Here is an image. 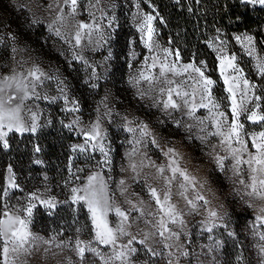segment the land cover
Instances as JSON below:
<instances>
[{
    "label": "rangeland",
    "instance_id": "obj_1",
    "mask_svg": "<svg viewBox=\"0 0 264 264\" xmlns=\"http://www.w3.org/2000/svg\"><path fill=\"white\" fill-rule=\"evenodd\" d=\"M52 3L53 0H0V38L3 39L0 43V75L18 68L17 61H25L24 68L36 64L45 72L56 74L67 86L68 96L66 104L63 98H59L61 93L57 80L45 81L43 87L38 89L41 96L47 95L58 99L55 102L45 99L26 101L27 107L38 115L39 127L35 134L10 132L7 137L9 147L4 149L0 145V213L5 210V203L12 210L25 207L28 203V194L36 193L39 199L32 201L36 207L33 209L32 222L29 225L33 233L45 239L55 236L57 237L55 243L71 240L74 244L77 237L91 240L92 226L89 214L82 203L71 202V189L83 187L92 172L100 171L107 176L109 171L106 166L101 167L99 162L102 160V154L98 150L92 151L89 148L85 153L79 150L74 152L72 146L84 144L85 137L81 129H89L97 119L106 133L103 143L111 149L110 187L116 194L117 203L125 209L129 207L116 184L119 179L125 178L130 185L129 198L133 202L144 201L145 208L149 206L154 208V201H151L143 179L132 180L133 173L122 171L128 167V153L132 147L129 141L134 138L133 133L124 130L127 117L128 120L135 122L133 127L140 122L149 125L159 147L153 146L149 140L141 151L157 165L167 163L168 158L164 156L162 150L168 147H174L182 154L184 157L182 165L200 181H207L204 189L200 191L211 201L208 207L214 208L224 217L222 221H216L218 225L224 226H217L212 233L205 231V227L208 226L207 209L198 206L196 212H191L178 194V186L173 187L172 200L185 213L183 229L179 225L173 226L175 230L181 232L180 240L176 243L183 244L189 252L188 257H180V264H261L257 245L260 243L259 233L264 232V225H260L256 217L262 214L260 208L264 207V201L243 194L244 189L238 182L239 178L233 177L231 158L225 161V172L217 171L215 163L209 160L207 153L212 145L218 144V138L210 137L208 145L201 144L199 140L189 141L185 130L175 126V119L183 118L186 123L193 121L182 117L179 112L174 113V117L165 115L160 109L152 106L151 98L140 99L138 89L130 83V78L137 76L141 70L158 75V66L146 68L145 57H149L147 63L151 64L153 54L164 59L162 52L164 48L172 53L178 51L169 43L162 41L156 29L153 42L159 47H154L152 53L145 47L143 34L138 31V26L142 22L143 14L154 16L149 4L145 0H101L98 7L103 8L102 15L99 10L90 8V4H94L95 0H78L77 15L75 20L69 19L65 35L75 32L77 22L93 25L99 23L105 35V40L101 41L98 47L89 45L85 38L82 41L84 47L76 49L84 56L88 65H91L88 67L82 61L73 60L69 45L49 31L48 25L55 16V12L48 9V5ZM67 10L65 8V12ZM90 12L94 15H90ZM34 19L40 23H32ZM153 27L155 28L154 21ZM260 30V33H256L255 27L215 30L209 41V45H212L209 48L215 58V76H211L205 62L200 58L186 59L180 55L177 62L175 55H169L167 61L177 62L178 65L195 63L201 67L205 75L216 82L214 95L221 100V110L231 119L227 93L224 91L225 86L220 75V62L217 59L221 42L224 43L225 53L235 54L236 63L244 70V75L258 86L256 94L264 97V77H261L257 70L258 62L264 59V26H261ZM9 34L16 37L15 41L9 38ZM257 35L260 37L257 38ZM238 36L241 38L240 41L236 40ZM246 36L253 38L252 45H247L244 41ZM96 38L98 37L94 36V39ZM14 47L19 51L13 53ZM253 47L255 51L249 55L248 51ZM93 68L99 79L93 78ZM171 78L181 81L186 80L187 76ZM93 83L97 84L96 88L90 86ZM142 87L147 88V85ZM153 95L154 92L150 93V96ZM73 100L77 102L79 110L67 111L66 109L73 107ZM260 103L264 107V99ZM108 112H111L110 116L107 115ZM197 115L206 116L207 111L199 109ZM77 118L79 123L74 124L73 121ZM241 120L248 133L264 130V126L253 124L243 116ZM69 124L72 125L71 128L65 126ZM245 141L249 151H254L247 137ZM46 144L49 150L46 149ZM37 147L40 149L39 152L35 150ZM45 152L51 155L53 163L45 160ZM37 160L41 163H35ZM241 167L244 169L242 175L247 178V165ZM9 168L12 170L11 173L8 171ZM143 171L149 176V183L158 188L163 186L162 179L154 178L156 176L154 168H145ZM10 176H14L15 183L20 187L9 189L8 195L4 196V188ZM188 195H192V189H189ZM53 198L56 203L55 209H49L40 202L41 199ZM202 203L198 202V205ZM249 204L253 206L250 207ZM135 215L138 214L134 213ZM109 219L112 223L116 222L114 214H110ZM139 226L144 227L142 223ZM78 228L82 230L77 232ZM136 230L137 227L134 225L132 231ZM229 231L233 232L234 236H229ZM210 235L221 241V247L212 253H209L207 248L211 243L208 239ZM133 246L139 249L133 258L134 264H145V261L151 259L145 254L142 246L138 244ZM52 251L56 253L55 256L51 253L45 255L41 249L27 258V264H69L70 260L72 264H80L78 257L70 248L63 250L53 248ZM173 251L176 249L173 248ZM86 264L100 262L91 254H86ZM153 264H167V259L157 257Z\"/></svg>",
    "mask_w": 264,
    "mask_h": 264
},
{
    "label": "snow or ice",
    "instance_id": "obj_2",
    "mask_svg": "<svg viewBox=\"0 0 264 264\" xmlns=\"http://www.w3.org/2000/svg\"><path fill=\"white\" fill-rule=\"evenodd\" d=\"M100 3L101 0H95L94 4H90V8L99 10L103 15V8L98 7ZM241 3L264 7V0H241ZM65 8L68 9L67 12ZM48 9L55 12L54 18L48 25L49 31L69 45L72 49L73 60L82 61L91 67L76 49L84 47L82 41L85 38L89 45L100 46V42L105 40L100 24L77 22L75 32L65 35L69 19L75 20L77 15L78 0H53V3L48 5ZM90 15L94 14L90 12ZM155 19L156 16L152 14H143L142 22L138 26V31L143 34L144 45L150 53L154 51V47H159L153 42L155 32L153 21ZM32 23H40V21L34 19ZM94 36L98 38L94 39ZM9 38L13 41L16 39L12 34H9ZM236 40L240 41L241 38L238 36ZM244 41L247 45L253 44L251 36L244 37ZM2 42L3 39L0 38V43ZM209 46L212 47L211 44ZM224 48V43L221 42V50L217 59L220 62V75L223 78L224 91L227 93L226 99L229 102L228 112L231 113V119L225 111L221 110V100L214 95L213 89L216 82L206 76L202 68L195 63L178 65L177 62L180 59L178 51L172 53L164 48L162 49L164 59L153 54L151 64L147 63L149 57H145L146 68L151 69L158 66V75L141 70L137 76L130 78V83L138 89L140 99L151 98L152 106L160 109L165 115L174 117V113L179 112L182 117L193 121V123H186L183 118L175 119V126L185 130L189 141L199 140L201 144L208 145L210 137L218 138V144L212 145L207 153L209 160L215 163L217 171L225 172V161L231 158L233 177L239 178L238 182L244 189L243 194L264 201V130L248 133L241 120L243 116L253 124L264 126V107L260 103L264 97L256 94L255 90L258 86L244 75V70L236 63V55L226 54ZM12 51L16 53L19 49L14 47ZM254 51L253 47L248 54L252 55ZM169 55H175L177 62L169 63L167 61ZM24 63L26 62L17 61L18 68H13L8 74L0 75V145L4 149L9 147L7 137L10 132L35 134L39 127L37 112L28 108L26 101L45 99L55 102L58 99V97L47 95L41 96L38 89L43 87L45 81L57 80L58 90L61 93L59 98H63L66 104L68 102L67 86L56 74L45 72L36 64L30 68H24ZM257 70L259 75L264 77V59L258 62ZM185 75L186 80L177 81L171 78ZM92 76L99 79L94 68ZM145 84L147 88L142 87ZM90 86L96 88L97 84L93 83ZM153 92L155 95L150 96ZM72 105V108L66 110H79L75 100L72 101ZM199 109H205L207 115L198 116ZM107 115L110 116L111 112ZM73 123L78 124L79 118ZM134 123L125 117L124 130L133 133L134 138L129 141L132 147L128 153V167L122 171L133 173L132 180L143 179L144 186L147 188L151 201H154L155 207L145 208V202L142 200L133 202L129 198L130 185L125 178L119 179L116 184L120 195L124 196L129 207L125 209L117 203L116 194L110 187L112 160L109 153L111 149L103 143L106 133L101 128L100 120L97 119L89 129H81L85 137L84 144L72 146L74 152L79 150L85 153L89 148L92 151L98 150L102 154V160L99 162L101 167L106 166L109 171L107 176L100 171L92 172L88 175L83 187L71 189V202L73 204L82 203L87 209L92 226V239L82 240L77 237L74 244L71 240L55 243L57 239L55 236L45 239L33 233L29 225L32 222L31 217L36 205L32 201L39 197L36 193H30L25 207L12 210L5 203V210L0 213V264H27V258L41 249L45 255L51 253L55 256L53 248L61 250L70 248L78 257L80 264H86V254H91L99 260L100 264H134L133 258L139 251L133 246L134 244L142 246L145 254L151 258L145 261V264H153L157 257H165L167 264H180V257H188L189 252L183 244L176 243L180 240L181 232L175 230L173 226L179 225L183 229L185 213L172 200L174 186H178V194L184 199L191 212H196L198 206L207 209L208 226L205 227V231L212 233L217 226H224L216 223V221H222L224 217L214 208L208 207L211 201L200 191L204 189L207 181H200L182 165L181 161L184 157L174 147L162 150L164 156L168 158L167 163L157 165L141 151L142 147L147 146L149 140L153 146L159 147L157 139L147 123L140 122L133 127ZM65 126L72 127L71 124ZM245 137L251 141V149L254 151H249ZM35 150L40 151L38 147ZM221 152L225 154L221 155ZM35 163L39 164L41 161L37 160ZM242 165H247V178L242 175L244 172ZM145 168L155 169L154 178L163 180L162 187L158 188L148 182L149 176L143 171ZM8 171L11 173V168ZM19 187L15 183L14 176H10L3 195L7 196L9 189H19ZM189 189H192L191 196L188 195ZM40 202L49 209L56 207L54 198L41 199ZM198 202L203 203L198 205ZM249 206L253 205L249 204ZM260 212L262 214L256 217V221L264 225V207L260 208ZM134 213L138 215L134 216ZM110 214L115 215V223L110 221ZM141 223L144 225L143 228L139 226ZM134 225L137 227L135 232L132 231ZM81 230L78 228L77 232ZM228 235L234 236V233L229 231ZM208 239L211 241L207 246L209 253L221 247V241L215 240L213 236L210 235ZM259 241L258 255L261 257V264H264V232L259 233ZM173 248L176 251H173ZM102 249L108 250L102 251ZM237 259L240 260L239 257ZM69 264H72L71 260Z\"/></svg>",
    "mask_w": 264,
    "mask_h": 264
},
{
    "label": "trees",
    "instance_id": "obj_3",
    "mask_svg": "<svg viewBox=\"0 0 264 264\" xmlns=\"http://www.w3.org/2000/svg\"><path fill=\"white\" fill-rule=\"evenodd\" d=\"M145 1L152 11L155 9L154 26L158 37L175 47L184 58L202 59L211 76L216 73L209 41L216 29L255 27L256 33H260V27L264 26V7L242 4L241 0ZM46 149L49 150L47 144ZM45 160L54 162L47 152Z\"/></svg>",
    "mask_w": 264,
    "mask_h": 264
}]
</instances>
